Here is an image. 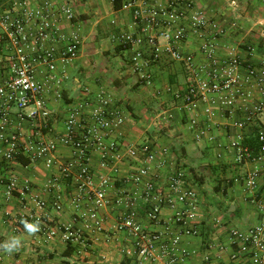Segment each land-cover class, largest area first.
I'll return each instance as SVG.
<instances>
[{
  "label": "crops",
  "instance_id": "1",
  "mask_svg": "<svg viewBox=\"0 0 264 264\" xmlns=\"http://www.w3.org/2000/svg\"><path fill=\"white\" fill-rule=\"evenodd\" d=\"M0 1V15H19L16 2ZM113 1H73L74 18L63 24L62 39L54 47L59 52L69 35L79 32L82 43L77 60L65 68L57 63L58 70L65 71L66 81L55 93L47 94L45 110L36 121L19 119V111L13 106L6 122L0 119V133L6 136L18 135L33 143L57 145L55 153L24 166L18 162L7 165L6 148L0 142V245L13 238L21 241L12 252L0 248V264H163L175 253L171 251V239L181 232L177 252L186 251L184 264H228L230 253L236 250L228 243L230 230L247 232L264 225V155L259 151L254 158L240 157L230 148L237 136L244 141L255 132L260 133L264 144V108L241 128L234 124L245 123L249 111L264 102V2L189 0L216 28L202 35L190 33L186 41L177 45L180 52L190 55L196 66L206 67L207 73L220 72V63L228 58L235 57L240 62L235 77L251 98L245 108L238 102L237 112L228 116L219 108L216 95L203 97L195 112L184 107L178 95L185 91L188 71L184 63L172 61L165 52L152 67L149 83L134 74L129 64L131 50L116 40L121 34L136 30L132 10L121 8L127 0L120 1V9L114 8ZM132 1L135 8L142 6L138 0ZM168 1L148 0L147 7H143L145 15L158 6L166 7ZM39 8L40 0L31 7ZM162 31L155 29V35L164 47ZM5 38L6 34L0 31V60L7 53ZM204 46H210L217 65L210 64ZM252 68L260 72L250 79L247 71ZM0 73L9 76L10 70L2 64ZM37 76L42 79L43 73ZM100 89L107 90L116 106L127 110L130 119L118 138V154L123 160L117 164L118 172L111 174L101 168L98 156L92 154L89 166L94 184L86 185L77 167L68 174L63 172L66 163L74 158L71 149L59 140L66 131L68 109ZM241 108L244 109L238 110ZM33 109L30 106L21 114L27 115ZM207 109L213 112L212 117L206 113ZM192 120L197 122L198 129L205 131L200 139L192 130ZM131 147L170 151L159 169L162 178L158 186L162 190L167 175L175 168H184L190 186L198 192L200 219L196 235H185L179 227L149 221L150 205L140 196L143 189L124 180L142 164L140 156L131 160L127 157ZM254 170H260L257 186L248 191L240 181ZM107 176L111 177L112 186L107 190L106 204L95 220L90 219L96 186ZM12 180L16 184L11 188ZM135 194L142 227L160 235L157 251L147 261L137 256L131 238L119 226L124 201ZM39 202L46 203L44 210L37 208ZM55 204L61 206L59 211ZM163 214L170 212L164 208ZM25 222L38 224L39 231L28 233ZM53 226H66L78 232L79 242L67 243L61 235L48 237L47 230ZM67 249L70 255L66 256ZM207 256L210 263L205 259Z\"/></svg>",
  "mask_w": 264,
  "mask_h": 264
},
{
  "label": "built area",
  "instance_id": "2",
  "mask_svg": "<svg viewBox=\"0 0 264 264\" xmlns=\"http://www.w3.org/2000/svg\"><path fill=\"white\" fill-rule=\"evenodd\" d=\"M20 7L19 15H0V31L6 34L4 39L7 45V53L0 66L4 64L10 70V75L0 73V119L6 122L9 109L13 106L19 111V119L36 121L39 114L45 110L47 94L56 92L66 81L64 70H58L57 63L63 68L75 62L79 55L82 43L78 31H73L66 44L56 53L54 47L62 39V26L69 24L74 18V0H40L39 9H31L38 0H13ZM141 7L134 6L132 0H127L122 5L124 10H132L135 31L124 33L116 38L117 42L131 50L129 64L134 74L150 82L151 69L157 64L163 52L167 53L172 61L184 63L187 73L186 88L182 95H178L185 108L189 111H197L200 101L205 96H217V104L221 111L228 116L237 112L236 104L240 102L245 108L250 100L247 92L235 77L239 67V60L235 57L228 58L220 64V72L212 70L207 73V68L196 66L190 55H184L177 48L179 43L187 40L190 33L202 35L208 30L216 28L210 23L203 12L196 10L189 0H169L166 7L158 6L149 15H145L148 0H138ZM264 2V0H262ZM1 4V1H0ZM162 28L161 37L164 47L160 45L155 35V29ZM205 47V46H204ZM210 46L205 47V56L212 66L218 64L212 56ZM208 62V64H209ZM251 79L258 72L256 68L249 69ZM43 73V78L38 79L37 74ZM207 73L206 77L204 75ZM262 73V72H261ZM203 74V75H202ZM221 76V77H220ZM248 85V81L245 82ZM34 109L27 115L21 114L28 107ZM244 108L238 109L243 110ZM264 108V102L250 110L245 118V123L236 122V127L241 128L252 117ZM209 117L213 116L210 109L206 110ZM130 119L126 109L116 106L114 98L105 89H100L92 96H85L74 106L68 109L65 120V134L59 140L60 143L70 148L74 160L66 163L63 172L69 173L74 167L86 185H93L92 172L89 162L92 154L99 158L100 167L108 169L111 174L118 172L117 164L123 163L118 154V138L121 137V128ZM195 137L200 139L205 131L198 129L197 122L191 121ZM242 138L237 136L231 141L230 148L235 150L240 157H251L247 149L242 146ZM262 146L260 154L264 155L263 138L260 135ZM0 142L5 146L4 161L12 165L17 156H26L28 161L35 162L46 158L57 150L56 143L45 144L42 142H30L23 140L18 135L6 136L0 133ZM166 148L160 151L138 150L131 147L127 151V157L136 159L141 157V165L130 172L124 179L127 183L143 189L140 194L145 203L150 206L147 217L152 224L165 223L171 227H179L185 235H196L200 212L198 210V192L190 186L184 168H175L167 175L164 187L160 188L161 175L159 169L163 166V160L169 155ZM159 157V158H158ZM119 165V164H118ZM260 170L248 173L241 184L248 191H254ZM146 179H148L146 181ZM12 180L10 187H14ZM159 185V186H158ZM112 186L110 176L102 177L96 186L93 207L89 218L95 220L98 211L106 204L107 190ZM135 197L124 201V211L120 216L119 226L131 238L137 256L142 261L153 257L157 251L160 235L156 232L144 230L135 208ZM46 203L39 202L38 209L44 210ZM54 208L60 210L61 206L55 204ZM167 208L169 215L163 214ZM181 233L176 234L170 241L172 255L163 264H184L186 251L177 252ZM61 235L62 239L78 243V232L66 226H53L48 228L47 236ZM229 246L236 247L229 256L228 264H264V225H257L242 232L230 230L228 238ZM210 263V256L205 258Z\"/></svg>",
  "mask_w": 264,
  "mask_h": 264
},
{
  "label": "trees",
  "instance_id": "3",
  "mask_svg": "<svg viewBox=\"0 0 264 264\" xmlns=\"http://www.w3.org/2000/svg\"><path fill=\"white\" fill-rule=\"evenodd\" d=\"M121 0H114V8L115 9H120L121 4H120ZM242 146L245 148H247V150L250 153V156L252 158L256 157L260 151V148L262 146V142L260 141V133L255 132V134L248 138L245 139L244 141H242ZM16 161L24 166L29 164V161L27 159H24L22 156H17L15 157ZM64 255H70L69 249H67V252L64 253Z\"/></svg>",
  "mask_w": 264,
  "mask_h": 264
},
{
  "label": "clouds",
  "instance_id": "4",
  "mask_svg": "<svg viewBox=\"0 0 264 264\" xmlns=\"http://www.w3.org/2000/svg\"><path fill=\"white\" fill-rule=\"evenodd\" d=\"M24 227L30 234H35L39 231L38 224L25 222ZM20 243L21 241L18 238H13L10 242L0 245V248H3L7 252H12L19 247Z\"/></svg>",
  "mask_w": 264,
  "mask_h": 264
}]
</instances>
